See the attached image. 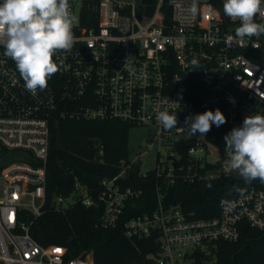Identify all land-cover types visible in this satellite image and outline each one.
<instances>
[{
  "label": "built area",
  "instance_id": "2783aa9c",
  "mask_svg": "<svg viewBox=\"0 0 264 264\" xmlns=\"http://www.w3.org/2000/svg\"><path fill=\"white\" fill-rule=\"evenodd\" d=\"M87 1L69 0L78 18L77 41L71 52L54 57L60 70L47 89L27 91L0 47V264H94L91 253L66 259V248L42 245L30 231L46 211L47 169L60 119L157 127L155 169L143 172L140 157L122 159L119 172L101 180L97 195L76 178L71 194L51 202L56 210L75 202L103 204L98 224L115 228L138 208L145 193L141 181L154 175L155 207L124 222L128 238L157 236L154 264H187L198 251L214 259L220 241L240 238L244 222L264 231V183L226 171L224 145V136L246 116L264 114V35L235 38L239 21L224 15L223 0H98L97 21L89 15L90 25H83ZM217 108L226 123L213 124L206 135L190 136L181 128L186 116ZM165 109L176 111L178 128L164 130L157 121ZM222 176L242 182L244 192L223 199L217 215L199 217L167 203L177 185Z\"/></svg>",
  "mask_w": 264,
  "mask_h": 264
},
{
  "label": "trees",
  "instance_id": "16d2710c",
  "mask_svg": "<svg viewBox=\"0 0 264 264\" xmlns=\"http://www.w3.org/2000/svg\"><path fill=\"white\" fill-rule=\"evenodd\" d=\"M97 2H86L83 25H90L89 15L97 21V11L93 9ZM130 126L115 120L60 119L56 122L55 133L61 129L65 146L57 147L54 138L47 169L46 211L33 221L30 229L39 243L66 248V259L91 253L94 264L155 263L159 251L156 235L128 238L124 233V222L129 217L155 207L157 179L154 175L141 181L145 193L136 202L138 208L126 214L115 228L104 229L98 224L104 213L103 204L87 207L82 202H75L62 210L51 205L56 195L71 194L76 178L97 195L101 180L118 173L122 159H129ZM241 183L225 176L183 183L170 190L167 203L175 202L185 210H195L199 217H211L217 215L223 199L235 194L236 187L241 188ZM144 204L148 208L141 206ZM24 217L31 219L29 214ZM241 227L242 235L237 241L219 242L214 259L206 258L198 251L187 264H264V231L247 222Z\"/></svg>",
  "mask_w": 264,
  "mask_h": 264
},
{
  "label": "clouds",
  "instance_id": "9594fccd",
  "mask_svg": "<svg viewBox=\"0 0 264 264\" xmlns=\"http://www.w3.org/2000/svg\"><path fill=\"white\" fill-rule=\"evenodd\" d=\"M196 11L193 4L192 12ZM223 13L239 21L235 38L242 41L264 35V23L256 22L257 16L264 18V0H223ZM77 23L69 0H0V47L14 61L27 91L35 95L47 89L49 79L60 70L54 57L59 52H71L77 41L73 31ZM192 64L197 66L198 62L193 60ZM156 119L164 130L178 128L176 111L161 110ZM224 123L226 117L217 108L186 116L181 128L190 136L197 132L204 136L213 124L220 127ZM224 141L226 171L247 183L257 179L264 183V114L257 111L246 116ZM234 190L243 195V189Z\"/></svg>",
  "mask_w": 264,
  "mask_h": 264
},
{
  "label": "rangeland",
  "instance_id": "374dc122",
  "mask_svg": "<svg viewBox=\"0 0 264 264\" xmlns=\"http://www.w3.org/2000/svg\"><path fill=\"white\" fill-rule=\"evenodd\" d=\"M156 136L157 127L155 126L131 125L129 128V158L140 157L143 160L141 168L143 172L155 169L159 162L160 145ZM2 195L3 184L0 183V197Z\"/></svg>",
  "mask_w": 264,
  "mask_h": 264
},
{
  "label": "water",
  "instance_id": "95a60500",
  "mask_svg": "<svg viewBox=\"0 0 264 264\" xmlns=\"http://www.w3.org/2000/svg\"><path fill=\"white\" fill-rule=\"evenodd\" d=\"M56 146L57 147H59V148H63L64 146H65V144H64V142H63V139H62V131H61V129H58L57 130V134H56ZM141 161L140 162H138L136 165H135V167H134V169H133V171L134 172H137L139 169H140V166H141ZM236 178H238V179H240V180H243V179H241L239 176H237L236 175Z\"/></svg>",
  "mask_w": 264,
  "mask_h": 264
}]
</instances>
